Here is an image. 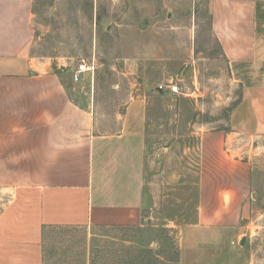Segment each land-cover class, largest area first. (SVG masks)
<instances>
[{
	"label": "crops",
	"instance_id": "crops-1",
	"mask_svg": "<svg viewBox=\"0 0 264 264\" xmlns=\"http://www.w3.org/2000/svg\"><path fill=\"white\" fill-rule=\"evenodd\" d=\"M209 4L243 95L230 129L200 134L198 216L180 227L179 264H251L239 219L249 211L245 160L264 138V0ZM34 8L0 0V264H43L50 227L138 225L147 197L150 98L131 97L117 128L101 130L93 101L79 103L50 59L32 55Z\"/></svg>",
	"mask_w": 264,
	"mask_h": 264
},
{
	"label": "rangeland",
	"instance_id": "rangeland-1",
	"mask_svg": "<svg viewBox=\"0 0 264 264\" xmlns=\"http://www.w3.org/2000/svg\"><path fill=\"white\" fill-rule=\"evenodd\" d=\"M34 9L32 55L50 59L79 103L93 101L101 130L117 128L131 97L150 98L141 221L50 227L43 264H179L180 227L198 216L200 134L230 129L243 95L212 33L209 0H35ZM83 60L91 69L74 81ZM245 161L243 245L251 264H264V138Z\"/></svg>",
	"mask_w": 264,
	"mask_h": 264
},
{
	"label": "built area",
	"instance_id": "built-area-1",
	"mask_svg": "<svg viewBox=\"0 0 264 264\" xmlns=\"http://www.w3.org/2000/svg\"><path fill=\"white\" fill-rule=\"evenodd\" d=\"M90 69L91 67L85 62V60H83L82 63L79 64V68L76 70L73 76L74 81H79L81 74L89 71ZM171 89L174 92H179V86L177 84L171 85Z\"/></svg>",
	"mask_w": 264,
	"mask_h": 264
}]
</instances>
